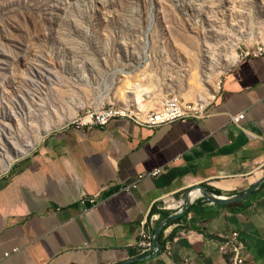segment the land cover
<instances>
[{"label":"crops","instance_id":"0c3cea01","mask_svg":"<svg viewBox=\"0 0 264 264\" xmlns=\"http://www.w3.org/2000/svg\"><path fill=\"white\" fill-rule=\"evenodd\" d=\"M206 111L157 127L114 117L45 135L0 175V264H227L219 246L233 231L245 264H264V55L237 60ZM259 180L226 204L190 193L187 215L136 259L144 218L154 231L191 190L238 196ZM84 195L96 201L82 205Z\"/></svg>","mask_w":264,"mask_h":264},{"label":"rangeland","instance_id":"374dc122","mask_svg":"<svg viewBox=\"0 0 264 264\" xmlns=\"http://www.w3.org/2000/svg\"><path fill=\"white\" fill-rule=\"evenodd\" d=\"M260 42L264 0H0V175L86 109L209 102Z\"/></svg>","mask_w":264,"mask_h":264},{"label":"built area","instance_id":"2783aa9c","mask_svg":"<svg viewBox=\"0 0 264 264\" xmlns=\"http://www.w3.org/2000/svg\"><path fill=\"white\" fill-rule=\"evenodd\" d=\"M262 55H264V42L242 49L237 55V60L245 57H259ZM207 105V101L185 100L178 95H170L162 98L158 108L148 111L144 115H142L139 110L128 105L112 104L103 106L100 109H86L83 114L76 116L73 120L65 124L64 127H103L114 117H126L140 125L157 127L178 119L205 118L208 115L206 111ZM243 116L244 113L241 112L233 115L231 119L233 122L237 123ZM159 172V169H154L151 175L156 176ZM88 201L94 203L96 201V195H84L80 198V203L82 205L86 204ZM181 208L180 206L176 211L181 210ZM140 226L139 238L136 246L139 254L143 255L153 250V228L146 218L141 221ZM183 234H185V231H180V235ZM242 246L243 243L238 231H233L226 241L221 242L219 248L225 255L227 264H245L241 254ZM165 248L166 250L169 249L167 245ZM14 251H16V249ZM183 264H191V262L185 259Z\"/></svg>","mask_w":264,"mask_h":264},{"label":"water","instance_id":"95a60500","mask_svg":"<svg viewBox=\"0 0 264 264\" xmlns=\"http://www.w3.org/2000/svg\"><path fill=\"white\" fill-rule=\"evenodd\" d=\"M260 182H261V180L255 182L246 192H244L238 196H226V195L210 193L205 188H202V187H199V189L201 191L202 196L207 198L212 203L226 204V203H230V202H234V201L246 198L260 184ZM191 191L186 193L185 197L183 198L182 204L184 205V207H182L181 210H178V211L170 214L167 218L163 219V221L153 231L152 247L155 248L156 250H158V248H159L158 239H159V233H160L162 227L165 224H167L169 221L175 219L176 217H178L180 214H182L185 211V209H186L185 205L189 202V197H190L189 195H190ZM150 255H152V254H150ZM145 257H146V255L142 256V257H138L136 259H140V258L144 259ZM132 260H135V259H129V260H126V261L118 263V264H127V263L131 262Z\"/></svg>","mask_w":264,"mask_h":264},{"label":"bare ground","instance_id":"6f19581e","mask_svg":"<svg viewBox=\"0 0 264 264\" xmlns=\"http://www.w3.org/2000/svg\"><path fill=\"white\" fill-rule=\"evenodd\" d=\"M135 91H136V97L135 98L137 99L136 102H139L138 104L142 105V100H144V99L148 100L149 99L148 98L149 91L146 89V87L142 86V84H139V89H136ZM129 92H131V91H129ZM143 106H144V108L146 107V105H143ZM190 193H191L190 196L193 199V198L199 196L201 194V191H200V189H195Z\"/></svg>","mask_w":264,"mask_h":264},{"label":"trees","instance_id":"16d2710c","mask_svg":"<svg viewBox=\"0 0 264 264\" xmlns=\"http://www.w3.org/2000/svg\"><path fill=\"white\" fill-rule=\"evenodd\" d=\"M207 190L219 194V191H218V190H215V189H212V188H207ZM187 212H188V210H187V211H184L182 214H180L178 217H176L175 219L171 220L170 222H174V221H178V220L182 219L183 217H185V216L187 215ZM163 214H164L166 217H167L168 215H170L169 213L167 214L166 212H163ZM161 242H162V231H160V233H159V239H158L159 246L161 245ZM150 253H151V252H150ZM150 253H149V254H150ZM146 254H148V253H146ZM146 254H143V255H146Z\"/></svg>","mask_w":264,"mask_h":264}]
</instances>
